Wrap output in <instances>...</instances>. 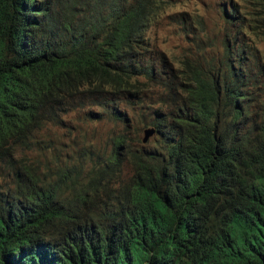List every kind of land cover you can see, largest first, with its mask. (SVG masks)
<instances>
[{
  "label": "trees",
  "instance_id": "16d2710c",
  "mask_svg": "<svg viewBox=\"0 0 264 264\" xmlns=\"http://www.w3.org/2000/svg\"><path fill=\"white\" fill-rule=\"evenodd\" d=\"M251 3L248 20L225 15L217 51L173 66L148 37L167 0H0L14 185L0 264H264V0ZM71 111L109 122L110 147L38 172L25 153Z\"/></svg>",
  "mask_w": 264,
  "mask_h": 264
},
{
  "label": "rangeland",
  "instance_id": "374dc122",
  "mask_svg": "<svg viewBox=\"0 0 264 264\" xmlns=\"http://www.w3.org/2000/svg\"><path fill=\"white\" fill-rule=\"evenodd\" d=\"M252 0H167V5L153 23L148 33L151 45L168 57L173 66H179L184 57H195L198 48L210 51L219 49L218 32L225 26V15L248 20L253 12ZM264 52V38L257 42ZM82 111H71L64 116V124L59 127L47 126L38 134V142L31 151L25 153L27 164L38 172L47 166L63 165L66 153L91 144L93 147H110L107 134L112 129L109 122H92L83 118ZM85 134V135H84ZM143 133L140 136L142 138ZM150 138L146 148L153 144ZM135 148L140 149V145ZM21 155V153H20ZM75 159L72 163H75ZM131 175V167L126 164L122 171L125 182ZM14 187L6 167L0 163V193L6 194Z\"/></svg>",
  "mask_w": 264,
  "mask_h": 264
},
{
  "label": "water",
  "instance_id": "95a60500",
  "mask_svg": "<svg viewBox=\"0 0 264 264\" xmlns=\"http://www.w3.org/2000/svg\"><path fill=\"white\" fill-rule=\"evenodd\" d=\"M155 134V129L154 128H146L143 131V136H142V144H146L148 143V141L150 140V138H152Z\"/></svg>",
  "mask_w": 264,
  "mask_h": 264
},
{
  "label": "clouds",
  "instance_id": "9594fccd",
  "mask_svg": "<svg viewBox=\"0 0 264 264\" xmlns=\"http://www.w3.org/2000/svg\"><path fill=\"white\" fill-rule=\"evenodd\" d=\"M144 131V130H143ZM155 135V134H154ZM142 139V138H141ZM142 142V141H141ZM147 144V143H146ZM144 145V144H143Z\"/></svg>",
  "mask_w": 264,
  "mask_h": 264
}]
</instances>
